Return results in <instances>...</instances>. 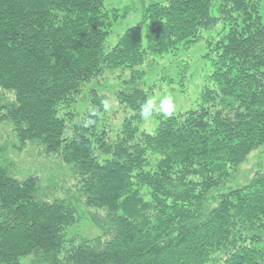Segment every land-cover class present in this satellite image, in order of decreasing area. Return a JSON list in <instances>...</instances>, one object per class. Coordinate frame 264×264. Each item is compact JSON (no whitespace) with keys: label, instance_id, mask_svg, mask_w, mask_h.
Returning a JSON list of instances; mask_svg holds the SVG:
<instances>
[{"label":"trees","instance_id":"16d2710c","mask_svg":"<svg viewBox=\"0 0 264 264\" xmlns=\"http://www.w3.org/2000/svg\"><path fill=\"white\" fill-rule=\"evenodd\" d=\"M142 5L144 33L106 51L129 6L0 0V123L74 182L57 198L0 162V264H264V173L227 187L264 146V0ZM212 32L215 89L140 131L149 70ZM105 90L124 110L113 137ZM84 221L96 236L75 232Z\"/></svg>","mask_w":264,"mask_h":264},{"label":"rangeland","instance_id":"374dc122","mask_svg":"<svg viewBox=\"0 0 264 264\" xmlns=\"http://www.w3.org/2000/svg\"><path fill=\"white\" fill-rule=\"evenodd\" d=\"M150 0H104L106 5L118 7L120 13L123 8L130 7L131 13L124 19L120 20L111 29L106 42V51L114 47L118 38L130 27L143 26L142 2ZM156 1V0H152ZM264 17V7L262 10ZM144 33V26H143ZM215 35L203 33L204 39L193 44L190 48L179 53L178 57L166 56L157 63V66L149 70V77H146L142 88L148 93V100L155 102L154 111L160 112V101L164 97H171L174 101V109L171 114H177L188 110H194L200 104V96L206 89H215V84L211 76L214 73L215 56L211 52L212 45H208V36ZM128 72H126V75ZM111 79L107 80V83ZM108 97V120L113 130L110 129L109 136L113 137L116 128L124 117V110L117 105L112 97V90H105ZM162 114V113H161ZM164 115V114H162ZM158 121L155 118H148L140 125V131L147 134H153L156 130ZM118 129V128H117ZM14 138L11 131V125L0 123V146H7V153L0 162L8 168L11 175L15 178L22 179L27 176H36L43 184L42 187L50 189H61L55 196L62 197L67 188L74 185L67 169L59 165L53 158H46L36 147L30 146L23 152L18 153L13 149ZM256 172L264 173V146L253 151L247 158V161L239 168V172L233 180L227 184L228 188L235 189L249 183ZM67 189V190H68ZM66 190V191H67ZM60 193V194H58ZM82 237H94L98 233L90 227L85 221L75 227Z\"/></svg>","mask_w":264,"mask_h":264},{"label":"clouds","instance_id":"9594fccd","mask_svg":"<svg viewBox=\"0 0 264 264\" xmlns=\"http://www.w3.org/2000/svg\"><path fill=\"white\" fill-rule=\"evenodd\" d=\"M154 106H155L154 101L152 100L146 101L144 104L141 105L140 115L145 119L151 117ZM173 109H174V101L171 97H164L160 101V112L162 114L170 115Z\"/></svg>","mask_w":264,"mask_h":264}]
</instances>
